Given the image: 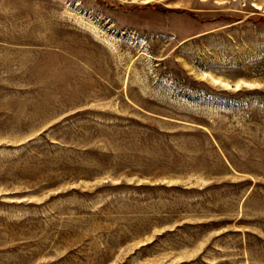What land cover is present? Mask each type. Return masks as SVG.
<instances>
[{"label": "rangeland", "instance_id": "rangeland-1", "mask_svg": "<svg viewBox=\"0 0 264 264\" xmlns=\"http://www.w3.org/2000/svg\"><path fill=\"white\" fill-rule=\"evenodd\" d=\"M0 264H264V0H0Z\"/></svg>", "mask_w": 264, "mask_h": 264}, {"label": "bare ground", "instance_id": "bare-ground-1", "mask_svg": "<svg viewBox=\"0 0 264 264\" xmlns=\"http://www.w3.org/2000/svg\"><path fill=\"white\" fill-rule=\"evenodd\" d=\"M204 75H207L205 72H203ZM212 78V77H211ZM215 80V79H214Z\"/></svg>", "mask_w": 264, "mask_h": 264}]
</instances>
